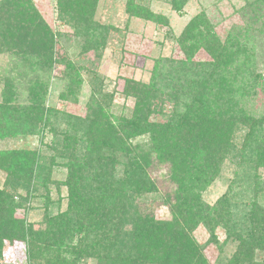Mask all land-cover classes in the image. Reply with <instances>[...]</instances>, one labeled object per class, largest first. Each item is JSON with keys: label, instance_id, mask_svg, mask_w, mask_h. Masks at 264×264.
<instances>
[{"label": "trees", "instance_id": "1", "mask_svg": "<svg viewBox=\"0 0 264 264\" xmlns=\"http://www.w3.org/2000/svg\"><path fill=\"white\" fill-rule=\"evenodd\" d=\"M256 1L250 8H243L250 13L246 32L264 17V10L260 12L264 0L262 4ZM169 3L173 5V0ZM32 8L30 0H2L1 43H10L13 48L26 46L41 60L44 57L43 65L50 72V56L58 53L53 34L39 16L32 15ZM95 8L96 0L58 2L59 18L80 30L88 51H98L107 32L93 22ZM126 12L167 24L163 16L133 1L127 3ZM240 34L231 31L221 46L203 15H196L176 41L183 60L158 62L146 85L125 80L123 98L128 105L120 115L111 113L110 98L95 100V107L79 121L68 117L67 126L78 139L69 138L70 143L62 145L63 150L70 146L71 153L62 157L67 163L61 183L51 179L49 165L44 159H36L35 153H0V169L7 174L0 187V252L6 244L19 242L24 244L28 264H85L92 259L96 264H209L204 248L192 236L201 224L210 231L213 244H218L213 233L217 226L225 230L226 241L238 242L235 253L218 264H264V177L259 172L264 169V130L257 126L260 122L255 124L247 117L249 131L243 142L235 139V127L241 118L236 99L243 92V88L236 91L235 86L244 77L254 76L249 55L237 37ZM200 49L212 62L193 61ZM75 70L72 65L62 74L68 80L60 95L63 99L74 93ZM253 82L255 79L246 78L244 91ZM4 90L0 124L5 128L13 123L21 131L31 123L48 122L42 84L34 83L28 89L30 104L25 107L11 105L14 94L8 84ZM63 135L62 144L67 138ZM145 136L148 148L141 142L131 144L133 139ZM225 160H240L250 174L235 178L231 196L214 205L205 204L201 194L220 173ZM154 161L167 166L175 187L171 194H163L171 213L168 221L136 207L137 199L162 193L148 173ZM251 163L254 166L250 167ZM52 186L56 193L61 187L66 190L65 210L54 215L50 208L54 205ZM247 193L253 201L248 206L239 203ZM37 197L45 200L40 228L25 217H16L18 210ZM230 199L239 200L235 209L232 202L228 204ZM257 253L263 260L255 262Z\"/></svg>", "mask_w": 264, "mask_h": 264}, {"label": "rangeland", "instance_id": "2", "mask_svg": "<svg viewBox=\"0 0 264 264\" xmlns=\"http://www.w3.org/2000/svg\"><path fill=\"white\" fill-rule=\"evenodd\" d=\"M30 1L33 7L32 15L39 16L48 25L58 53L50 56L49 61L53 68L49 72L43 65L44 57L41 60L36 54L28 52L26 46L13 48L10 43L2 44V35H0V104L4 99L3 93L7 84L14 94L11 105L24 107L30 104L28 89L34 83L38 86L42 84L45 92L43 107L48 122L42 125L31 123L21 131L16 130L13 123L6 128L0 124V153L12 151L35 153L36 159H44L46 165H49L52 170L51 179L54 182L64 181L66 169L63 165L67 161L62 157L67 152L71 153V148L68 146V150H63L62 145L69 144V138L73 141L78 139V136L74 138L77 133H73V130L67 126L66 119L71 117L73 122L75 119L79 121L87 115L89 109L95 107V100L110 98H112V101L110 99L111 113L120 115L128 105L127 103L125 105V98H123L125 80L146 85L150 82L158 62L163 64V61L168 58L183 60L184 56L176 41L187 23L196 15H203L221 46L226 43L231 31L235 35L241 33L237 37L244 51L249 55L247 59L249 58L250 70L254 76L244 77L242 82L235 86L236 91L241 89L242 92L243 88L242 94L236 99L241 118L235 127V139L243 142L249 131L248 120H254L255 124L260 122L257 126L261 128V132L264 130V17H261L258 23L251 24L246 32V20L250 13L243 10V8H250L256 0H173V5H170V0H96L93 22L107 29L104 45L102 47L100 45L101 48L98 51L85 50L87 43L85 36L80 30L72 29L68 22L59 18L57 14L59 0ZM129 1L143 5L152 13L163 16L167 24L130 16L126 12ZM258 1L260 4L263 3L262 0ZM1 3L2 0H0ZM257 6L259 7L258 4ZM177 7H180L178 11ZM263 10L264 7L260 12L262 13ZM60 59L63 63H60ZM193 61L209 63L212 59L203 49H200L195 53ZM72 65L76 68V74L74 73L72 78L75 82L73 87L76 86V88L71 96L68 94V98L63 99L60 95L68 85V80L66 75L62 74ZM68 73L72 76L71 71ZM246 78H252V81L255 79V83L253 82L254 84L244 91L242 83ZM212 89L217 90L214 87ZM170 107L171 105L166 109L169 111ZM244 115L246 117L242 119ZM63 134H67L64 144H62ZM140 142L148 148L146 136L133 139L131 144L138 145ZM71 159H73V153ZM227 160L211 185L202 192L203 203L214 205L223 197L231 196L233 190L230 186L235 178L242 174H250L246 169L248 167L242 165L240 160ZM251 166H254V163H251ZM259 172L264 177V169ZM148 173L162 193L137 199L136 207L143 210V213H150L158 220L168 221L171 219V213L163 200V194L172 193L175 189L169 180L168 168L154 161ZM6 178L7 174L0 169V187L4 186ZM249 192L253 193V190ZM51 194V202L54 204L50 206L52 215L58 210L64 211L65 188L61 187L60 193H56L53 187ZM60 198L59 207H57V200ZM237 199L228 201V204L232 202L233 209L238 204ZM251 200V194L247 193L239 203L248 206L250 202H253ZM258 201L257 203L261 202ZM44 205L45 200L37 197L27 203L23 210H18L16 217H25L27 221L39 225L36 228H40V221L44 217ZM213 233L216 236L217 245L211 242L210 231L201 224L196 227L192 236L197 245L204 248V257L208 263L218 264L219 261L227 260L235 253L238 242L226 241L225 230L220 226H217ZM0 255V264H28L24 244L19 242L6 244ZM260 260H263V255L257 253L255 262ZM85 264H96V262L92 259L87 260Z\"/></svg>", "mask_w": 264, "mask_h": 264}]
</instances>
